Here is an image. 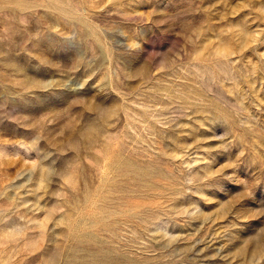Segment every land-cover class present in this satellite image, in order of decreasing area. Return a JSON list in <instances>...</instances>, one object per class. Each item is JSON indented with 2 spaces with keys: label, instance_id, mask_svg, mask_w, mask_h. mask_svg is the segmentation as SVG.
I'll return each mask as SVG.
<instances>
[{
  "label": "rangeland",
  "instance_id": "rangeland-1",
  "mask_svg": "<svg viewBox=\"0 0 264 264\" xmlns=\"http://www.w3.org/2000/svg\"><path fill=\"white\" fill-rule=\"evenodd\" d=\"M0 264H264V0H0Z\"/></svg>",
  "mask_w": 264,
  "mask_h": 264
}]
</instances>
